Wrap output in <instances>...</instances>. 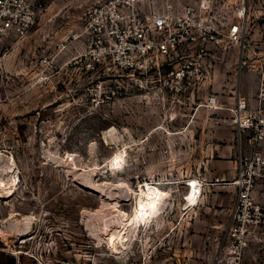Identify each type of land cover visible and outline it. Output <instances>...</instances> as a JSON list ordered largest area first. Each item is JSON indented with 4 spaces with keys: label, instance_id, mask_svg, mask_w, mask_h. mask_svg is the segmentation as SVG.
Wrapping results in <instances>:
<instances>
[{
    "label": "rangeland",
    "instance_id": "obj_1",
    "mask_svg": "<svg viewBox=\"0 0 264 264\" xmlns=\"http://www.w3.org/2000/svg\"><path fill=\"white\" fill-rule=\"evenodd\" d=\"M34 1L27 36L0 42V264H218L246 148L233 108L264 71V0H248L244 40L211 50L202 79L178 94L164 76L144 88L101 63V30L85 28L99 0ZM205 1L213 20L231 13L232 2ZM147 183L166 199L142 221ZM114 204L131 217L121 228Z\"/></svg>",
    "mask_w": 264,
    "mask_h": 264
},
{
    "label": "built area",
    "instance_id": "obj_2",
    "mask_svg": "<svg viewBox=\"0 0 264 264\" xmlns=\"http://www.w3.org/2000/svg\"><path fill=\"white\" fill-rule=\"evenodd\" d=\"M171 1L165 5L156 0L152 9L144 10L139 0H99L89 10L85 28L101 30V63L109 61L130 70L144 88L152 87L148 80L152 73L164 76L162 87L178 94L202 79L211 50L244 40L248 0H227L232 2L231 13H221L218 21L206 15L210 12L208 1ZM37 18L34 0H0V42L26 37ZM261 71L256 96L239 93L233 108V120L245 137L246 148L236 160L238 193L228 223L226 249L218 264H242L250 242L264 238V206L255 193L257 187L264 190ZM196 181L202 188L203 183Z\"/></svg>",
    "mask_w": 264,
    "mask_h": 264
},
{
    "label": "bare ground",
    "instance_id": "obj_3",
    "mask_svg": "<svg viewBox=\"0 0 264 264\" xmlns=\"http://www.w3.org/2000/svg\"><path fill=\"white\" fill-rule=\"evenodd\" d=\"M191 183H192V185H190ZM191 183L189 184L190 185L189 193L191 195H189L190 197L189 196L188 197H189V202L190 203H195L196 200H197V197H198V192L200 190V185H199V183L196 180L194 182H191ZM2 193H4V195H5V191L4 190H2V192L0 191V195ZM141 195H144V196L141 198V200L139 202L140 206L137 207V211L140 213V215H139L140 217L139 218L143 221V220H147V219H149L151 217H154V215H157L158 212L161 211V209L163 208L166 198L164 199V192L159 187H157L155 185H150L148 183L146 184V188H141ZM188 197L186 198V200H188ZM113 208L114 209L112 211L116 213L115 215H117V218H118L117 221L119 223H117V224H119L118 225L119 228H121V227L127 225L129 222H131V217H127V215H128L127 213H123L122 211L118 210L117 206L115 204H114ZM109 215H111V213H109ZM111 216H114V215H111ZM106 219L108 220L109 218H106ZM113 219H114V217H113ZM113 219H111V220L113 221ZM107 224L109 225V223H107ZM86 225H87L86 227L91 232L94 231L93 228H92V224L90 222H87ZM94 228H96V227H94ZM110 228H111V226L107 227L106 230H109ZM115 233L117 235L116 231H114V233L112 232L113 235ZM122 234H123V232H122ZM107 237H109V236H107ZM118 237L119 238L121 237V232L118 233V235L116 236V242L115 243L123 241L122 239H118Z\"/></svg>",
    "mask_w": 264,
    "mask_h": 264
},
{
    "label": "crops",
    "instance_id": "obj_4",
    "mask_svg": "<svg viewBox=\"0 0 264 264\" xmlns=\"http://www.w3.org/2000/svg\"><path fill=\"white\" fill-rule=\"evenodd\" d=\"M242 264H264V243L252 240L245 251Z\"/></svg>",
    "mask_w": 264,
    "mask_h": 264
}]
</instances>
